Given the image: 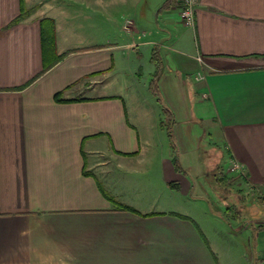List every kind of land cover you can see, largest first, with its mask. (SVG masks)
<instances>
[{"label":"crops","instance_id":"crops-1","mask_svg":"<svg viewBox=\"0 0 264 264\" xmlns=\"http://www.w3.org/2000/svg\"><path fill=\"white\" fill-rule=\"evenodd\" d=\"M181 8L0 0V264H264V0H197L193 27ZM45 19L64 57L43 72ZM200 152L252 194L253 207L238 199L254 220L232 229L247 245L224 244L223 213L190 173Z\"/></svg>","mask_w":264,"mask_h":264},{"label":"rangeland","instance_id":"rangeland-1","mask_svg":"<svg viewBox=\"0 0 264 264\" xmlns=\"http://www.w3.org/2000/svg\"><path fill=\"white\" fill-rule=\"evenodd\" d=\"M151 10V7L149 8ZM148 64L147 62L144 65L143 68V73L141 75V82H145V84L147 85L150 81V79L152 78V75L149 73L148 71ZM128 73V77H129ZM118 77V74H114L113 75V82H116L117 80H120V78H115ZM128 84H131L132 79L128 78L126 79ZM119 82V81H118ZM147 88V87H146ZM145 87H143L144 90L147 91ZM137 107V110H133V112L136 113H140V111L142 110V108H144L143 104L142 105H133V108ZM204 150V149H203ZM202 153L200 152V156H202L199 161L200 164H193L194 166L192 167V169H190V173H194L197 171L199 173L200 178H203L202 185L204 187V191L202 190V194H204V198L205 200L208 202V207L210 208L211 211H215V212H221L223 213V217L225 219L226 222H224V232L225 235H221V238L224 242L225 245H228L227 243H239V242H244L245 244L248 241L247 240V236L248 234L244 235L243 233H235L232 231L236 229V227L241 228L244 225H249L251 221L254 220V216L251 215V211L246 209L249 207H253V203L251 201L252 199V194L250 192H248V190L246 188L243 187L242 192H240L239 194V187L237 185V183L235 182V180H233L234 177H236V174L234 173H228L227 170L221 168V169H215L212 174V170L214 168H208L206 169V158L208 160L207 156L208 153ZM205 158V159H204ZM194 161V163H196V159H192ZM198 162V161H197ZM208 164V163H207ZM224 167V166H223ZM209 170V171H207ZM230 172V171H229ZM202 174V175H200ZM223 175H225V178L227 179V181H223L224 177H222ZM229 178V179H228ZM220 180V182L218 181ZM248 193H250L248 195ZM253 195H255V193H253ZM256 195L258 196V193H256ZM240 196H247V202L245 203L246 207L239 209V207H241L242 201L240 199L239 201V197ZM248 196H250V200L248 199ZM257 202V201H256ZM237 209L241 210V215L240 218H236L235 216V212H237ZM236 231V230H235ZM253 231V230H251ZM228 232V233H227ZM260 232L259 230H255L253 232H250L249 235H251V233L254 235H257V233ZM247 245V244H246ZM258 249L255 250V252H257ZM237 256V254H236ZM235 256V257H236ZM257 264H261L260 262H257Z\"/></svg>","mask_w":264,"mask_h":264},{"label":"trees","instance_id":"trees-1","mask_svg":"<svg viewBox=\"0 0 264 264\" xmlns=\"http://www.w3.org/2000/svg\"><path fill=\"white\" fill-rule=\"evenodd\" d=\"M175 1H177V0H175ZM32 12L33 11L25 13L24 11H22L20 17L15 21V23L20 22L24 18L28 17ZM41 44H42L43 58H44V70H43V72H46V71L50 70V68H52L55 64H57L64 57V55L58 56L56 53L57 50H56V42H55V23L52 19H45L41 22ZM153 61H155V64L157 66V71L153 75V78L150 82V90H151L152 94L158 98L159 93H158V86L157 85H158V80L162 75V67H161L162 65H161V60L158 59L156 52L153 55ZM55 99L57 102L69 101V100H63L62 99V93L56 94ZM77 100H80V99H74L72 101H77ZM163 110H164L165 118L167 120L166 125H165V127L167 128V134L172 141V131H171L172 127L171 126H172L174 121H173V118H172L170 111L166 108H163ZM173 150L175 151L174 145H173ZM173 164H174L175 169L177 171H182L181 164H180L179 159L176 155L173 157ZM84 173L89 174V172H86V171ZM102 192H103V195L113 203V205L115 206V208L117 210L137 213L133 208H131L127 205H124V204L116 201L115 199H113L104 190H102ZM174 215L181 217L183 219H188L187 217H184L181 215H177V214H174ZM235 215L237 218H240L241 211L237 210V212H235Z\"/></svg>","mask_w":264,"mask_h":264},{"label":"built area","instance_id":"built-area-1","mask_svg":"<svg viewBox=\"0 0 264 264\" xmlns=\"http://www.w3.org/2000/svg\"><path fill=\"white\" fill-rule=\"evenodd\" d=\"M182 4L181 19L185 26L193 27L195 24V12L197 0H180ZM231 171H241V167L238 163L231 165Z\"/></svg>","mask_w":264,"mask_h":264}]
</instances>
